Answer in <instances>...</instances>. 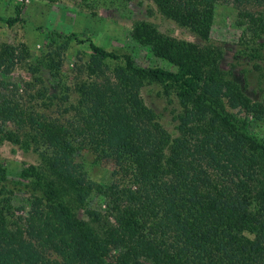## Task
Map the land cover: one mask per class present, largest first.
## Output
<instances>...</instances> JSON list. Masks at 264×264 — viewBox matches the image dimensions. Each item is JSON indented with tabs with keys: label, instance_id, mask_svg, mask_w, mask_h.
Returning <instances> with one entry per match:
<instances>
[{
	"label": "trees",
	"instance_id": "obj_1",
	"mask_svg": "<svg viewBox=\"0 0 264 264\" xmlns=\"http://www.w3.org/2000/svg\"><path fill=\"white\" fill-rule=\"evenodd\" d=\"M151 1L203 43L136 20L133 39L176 67L170 70L139 65L131 53L90 42V75H103L109 62L114 67L105 83L78 86L72 109L84 124L29 116L26 121L45 142L40 162L25 171L26 182H12L0 159V264H264V139L249 131L245 118H264V103L222 66L225 47L211 36L221 0ZM234 1L256 7L239 13L244 31L236 57L258 70L264 63V0ZM0 19L12 25L20 17ZM54 34L66 38L65 46L77 38ZM57 57L51 54L44 66L60 69ZM19 59L12 45H3L0 73ZM151 84L161 85L179 105L175 133L164 131L154 153L144 125L156 113L141 95ZM226 101L246 116L228 110ZM22 114L0 103V120ZM5 139L19 141L0 129V144ZM90 145L117 148L133 169L128 174L136 189H127L126 202L115 199L112 220L94 210L81 213L93 183L79 159Z\"/></svg>",
	"mask_w": 264,
	"mask_h": 264
},
{
	"label": "rangeland",
	"instance_id": "obj_2",
	"mask_svg": "<svg viewBox=\"0 0 264 264\" xmlns=\"http://www.w3.org/2000/svg\"><path fill=\"white\" fill-rule=\"evenodd\" d=\"M245 9L255 10L256 7L238 5L234 0H221L216 5L211 36L225 47L223 68L232 71L233 78L255 101L264 103V63L256 70L245 59L236 57L237 41L244 31L239 24V13ZM0 16L20 17L12 25L0 19V48L12 45L20 58L6 74L0 73L4 81L0 85V103L22 111L24 117L0 120V129L11 131L19 138L18 142L5 139L0 144V159L12 182L28 181L25 171L30 165L40 162L38 149L45 140L28 124L26 119L29 116L56 121L64 126L84 124L79 111L72 109V105L76 107L79 102L78 86L94 80L105 83L114 67L109 62L103 75H90V42L108 50L131 53L139 65L170 70L176 67L133 39L132 27L136 20L152 21L164 33L203 43L189 30L162 16L151 0H0ZM55 31L64 35L76 33L77 38H72L65 46L64 36L52 38ZM54 53L59 55L60 69L52 72L44 63ZM141 95L156 113V117L148 119L144 125L153 138L148 142V150L154 153L160 147L164 131L175 133L178 100L175 96H165L159 84L146 85ZM226 108L246 116L230 101H226ZM245 118L249 131L264 139V118L257 119L251 115ZM123 157L117 148L104 151L102 147L90 145L83 150L79 161L93 184L81 210L82 215L89 209L112 220L115 212L111 209L115 206V199L121 197L126 202L127 189L135 191L132 176L128 174L133 169L123 163ZM16 201L23 205L25 196L17 195ZM50 254L60 259L56 253Z\"/></svg>",
	"mask_w": 264,
	"mask_h": 264
}]
</instances>
